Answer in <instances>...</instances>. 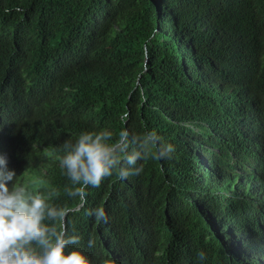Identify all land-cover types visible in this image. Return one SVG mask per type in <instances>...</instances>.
<instances>
[{
	"label": "trees",
	"instance_id": "1",
	"mask_svg": "<svg viewBox=\"0 0 264 264\" xmlns=\"http://www.w3.org/2000/svg\"><path fill=\"white\" fill-rule=\"evenodd\" d=\"M24 113L13 155L36 158L10 157L16 182L59 206L79 203L66 140L126 129L174 145L89 187L66 219L91 264H264V161L257 192L236 128L249 113L264 123V0H0V116Z\"/></svg>",
	"mask_w": 264,
	"mask_h": 264
},
{
	"label": "clouds",
	"instance_id": "2",
	"mask_svg": "<svg viewBox=\"0 0 264 264\" xmlns=\"http://www.w3.org/2000/svg\"><path fill=\"white\" fill-rule=\"evenodd\" d=\"M27 118L28 113L14 121L0 116V264H91L81 250L71 247L79 244L81 238L68 234L64 227L66 219L86 203L89 187L98 188L114 174L121 179L139 175L143 171V164L137 166L139 162L149 158L171 159L174 145L166 143L156 131L137 135L126 129L115 136L112 131L103 129L83 132L75 142L66 140L62 146L65 155L61 167L66 170L71 186L65 191L70 199L79 203L75 207L59 206L52 202L58 197L55 190L33 195L16 182L17 174L10 157L18 151L14 134ZM263 127L261 118L253 113L244 114L236 123L238 131L246 138L242 140L244 151L239 165L251 171L248 182L257 192L256 171L264 161L260 138ZM31 152L13 155L14 164L25 169L36 158ZM243 189L234 187L233 191L237 194ZM87 214L94 215L97 221L106 220L103 208L89 209ZM92 245L93 241L89 240V247ZM198 257L205 260L206 254L201 251Z\"/></svg>",
	"mask_w": 264,
	"mask_h": 264
}]
</instances>
